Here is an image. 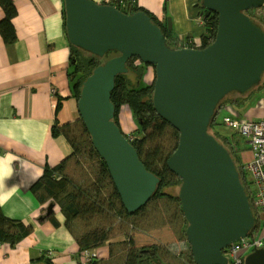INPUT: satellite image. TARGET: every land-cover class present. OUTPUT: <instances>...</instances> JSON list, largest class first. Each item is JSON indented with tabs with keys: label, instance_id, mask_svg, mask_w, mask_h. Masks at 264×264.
<instances>
[{
	"label": "water",
	"instance_id": "water-1",
	"mask_svg": "<svg viewBox=\"0 0 264 264\" xmlns=\"http://www.w3.org/2000/svg\"><path fill=\"white\" fill-rule=\"evenodd\" d=\"M71 46L105 58L84 81L77 101L92 144L105 162L122 203L133 214L158 192L161 179L149 172L115 122L111 96L116 79L137 58L155 67L153 105L179 133L168 168L180 180L179 200L195 264H227L224 250L252 235L256 217L229 150L210 133L222 101L245 95L264 77V31L248 12L264 0H202L206 15L218 14L214 42L205 49H173L144 12L125 14L93 0H64ZM172 30V20H168ZM77 58L71 57V66ZM55 205L48 207L50 214ZM245 264H264V250Z\"/></svg>",
	"mask_w": 264,
	"mask_h": 264
},
{
	"label": "crops",
	"instance_id": "crops-1",
	"mask_svg": "<svg viewBox=\"0 0 264 264\" xmlns=\"http://www.w3.org/2000/svg\"><path fill=\"white\" fill-rule=\"evenodd\" d=\"M10 1L17 11L12 21L16 41L6 44L0 34V209L7 218L34 230L15 247L0 251V264H82L83 251L67 231L59 206L54 207L59 227L49 221L40 223L50 203L41 205L32 194L45 168L58 166L73 153L63 136L53 137L55 121L62 126L80 118L69 78L72 52L66 33L65 3ZM93 1L101 5L126 2L125 6L130 2L155 16L168 30L171 19V32L181 41L200 43L207 34L203 11L198 6L201 0ZM5 17L0 6V23ZM243 96L237 97L244 100L242 104L230 105L233 110L240 117L264 121V77L259 86ZM227 107L223 109L225 115ZM121 126L125 134L133 130L123 120ZM220 131L233 134L227 128V134ZM242 150L243 161L251 160L249 148ZM122 241L125 238H117L92 250L99 255L94 263L108 260L109 246Z\"/></svg>",
	"mask_w": 264,
	"mask_h": 264
},
{
	"label": "trees",
	"instance_id": "trees-1",
	"mask_svg": "<svg viewBox=\"0 0 264 264\" xmlns=\"http://www.w3.org/2000/svg\"><path fill=\"white\" fill-rule=\"evenodd\" d=\"M118 3L111 6L125 14L146 13L153 23L162 29L169 47L180 49L179 38L174 37L166 25L160 23L155 16L130 2L126 6V2ZM0 6L6 14L5 19L0 23V34L6 44H13L16 41V34L12 21L17 15L16 8L10 0H0ZM202 11L207 24V34L202 39L200 49H205L215 40L218 14L206 15L207 12L203 9ZM248 15L264 31V9L251 10ZM71 52L72 57L77 58V65L70 67L69 77L74 97L78 101L84 81L95 68L117 54L109 53L105 58L100 59L73 46H71ZM138 61L140 60L134 58L129 62L128 74L141 73L144 68L151 67L142 62L143 65H134ZM127 75H121L116 79V87L111 96V101L115 106V122L121 128L118 119L121 108L124 105L129 106L137 121L138 131L132 134L135 137L133 140H130L128 134L125 135L138 152L147 170L161 179L158 192L153 199L136 213L130 214L126 211L109 170L94 148L91 137L80 118L62 126L55 121L52 127L53 137L63 136L73 148V153L58 166L54 168L47 166L41 179L33 186L32 194L41 205L50 203L49 205L59 206L65 217V227L81 252L98 249L107 242L120 237L125 238V241L109 246L108 260L93 264H149L154 258L148 256L152 257L154 254L158 259H162L164 264H195L190 244L186 238L187 222L179 197L164 193V189L181 184V180L168 168V160L179 143V133L159 117L154 109L155 82L141 88L139 84L133 85L132 81L127 80ZM234 96L244 97L237 93L226 97L222 101L210 130L235 160L255 213L250 182L242 171V161L239 160V155L243 150L236 142V134L227 136L218 130L223 126L218 121V116L223 109L234 104L240 105L244 101ZM59 110L60 105L57 107V112ZM162 206L166 207V215H160L159 211ZM43 213V216L39 218L40 223L49 221L55 227H59L54 212L48 214L46 210ZM159 217L163 219L167 227L160 225L163 223L162 219L159 225L155 223ZM258 229L259 223L257 222L254 231ZM33 230L30 225L7 218L0 209V242L15 247L33 233ZM170 239H173L172 242H175V245L183 246V254L179 253L180 255L172 257L173 253L167 246Z\"/></svg>",
	"mask_w": 264,
	"mask_h": 264
},
{
	"label": "built area",
	"instance_id": "built-area-1",
	"mask_svg": "<svg viewBox=\"0 0 264 264\" xmlns=\"http://www.w3.org/2000/svg\"><path fill=\"white\" fill-rule=\"evenodd\" d=\"M264 9V6H263ZM195 48H190L191 46ZM202 42L185 40L183 49H200ZM140 62V61H138ZM227 114L222 125L233 134L246 138L251 160H242V171L250 175V186L254 198L256 223L259 229L227 247L231 264H245L247 256L256 250H264V121H256L240 117L231 107H227ZM133 139V138H132ZM10 245L0 242V251ZM82 264H91L99 259L96 251L82 252Z\"/></svg>",
	"mask_w": 264,
	"mask_h": 264
},
{
	"label": "rangeland",
	"instance_id": "rangeland-1",
	"mask_svg": "<svg viewBox=\"0 0 264 264\" xmlns=\"http://www.w3.org/2000/svg\"><path fill=\"white\" fill-rule=\"evenodd\" d=\"M183 47H184V41L180 40V47L179 48L183 49ZM191 47H196V46L194 45V46H191ZM70 64H71V62H70ZM134 65H143V64L141 62H135ZM70 67H71V65H70ZM128 70H129V67H128ZM155 78H156L155 77V68L153 66L148 67V68H144V70H142L141 73H139V72L135 73L134 72V73H130V74L127 75V80H129L130 82L132 81L133 85L134 84L135 85L139 84L141 88L146 87V86H150L151 84H153V82H155ZM234 97L237 98L238 96H234ZM226 113H228V112H226ZM224 115H225V112H223V111L219 114V116H218L219 123H222ZM125 116H126V118H125ZM118 119H119L120 126H121V121L123 120V122H126V124L129 125L131 127V129H133L131 131V133L129 134V137L131 138L130 140H133L135 137L132 134L135 133L136 131H138V124H137V121L135 120V118H134V116L132 114V111L129 108V106L124 105L121 108V111H120ZM129 122H130V124H129ZM121 128H122V126H121ZM219 130H222V131L224 130L223 132L227 134V132L225 131L226 128L224 126H221L219 128ZM210 133L213 134V132L211 130H210ZM227 136H231V135H227ZM235 139H236V142H237L239 148L246 149V151H247V148H248L247 141L248 140L246 138L238 136V135H236ZM239 160H241V161L243 160V156L241 155V153L239 155ZM244 174L246 175L247 180L249 181L250 180V175L247 172H244ZM251 190H254V188L253 189L251 188ZM179 191H180V186L164 189V193L171 194V195H174V196H179ZM161 205H163V204H161ZM165 209H166V207L162 206V208L159 211V212H161L160 215H166ZM52 212H54V209H53ZM161 219L162 218L159 217V219L155 223H157V224L160 223ZM162 221H163V219H162ZM160 225H163V226L167 227V225H166V223L164 221ZM185 226H186V224H185ZM119 239L122 240V239H124V237L123 238H119ZM172 241H173V239H170V243H169V245H167V246L170 247V250L173 253L172 257H176V255H180L179 253L183 254V252H182L183 246H181V244L180 245H175V242H172ZM85 251H87V250H85ZM90 251H92V250H90ZM151 253H153V251ZM148 257L152 258L151 256H148ZM154 258L157 259L156 261H158L159 264H164L163 260L160 259V258L158 259L155 256V254H154ZM158 262L154 263V264H158Z\"/></svg>",
	"mask_w": 264,
	"mask_h": 264
},
{
	"label": "flooded vegetation",
	"instance_id": "flooded-vegetation-1",
	"mask_svg": "<svg viewBox=\"0 0 264 264\" xmlns=\"http://www.w3.org/2000/svg\"><path fill=\"white\" fill-rule=\"evenodd\" d=\"M224 252H227V249H225L224 250ZM153 254V253H152ZM151 253H150V255H152ZM224 255H225V257L227 258V260H228V263L227 264H231V260H230V258L228 257V254L227 253H224ZM152 258H154V256H152ZM157 259H151V261L149 262V264H154V263H157L158 261H156ZM158 264H159V262H158Z\"/></svg>",
	"mask_w": 264,
	"mask_h": 264
},
{
	"label": "clouds",
	"instance_id": "clouds-1",
	"mask_svg": "<svg viewBox=\"0 0 264 264\" xmlns=\"http://www.w3.org/2000/svg\"><path fill=\"white\" fill-rule=\"evenodd\" d=\"M141 62V61H140ZM87 251H90V250H87ZM94 263V262H93ZM93 263H91V264H93Z\"/></svg>",
	"mask_w": 264,
	"mask_h": 264
}]
</instances>
